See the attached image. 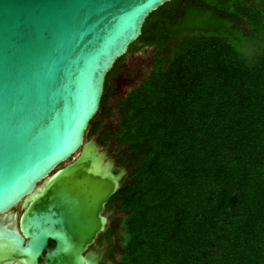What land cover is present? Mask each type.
I'll list each match as a JSON object with an SVG mask.
<instances>
[{
  "label": "trees",
  "instance_id": "1",
  "mask_svg": "<svg viewBox=\"0 0 264 264\" xmlns=\"http://www.w3.org/2000/svg\"><path fill=\"white\" fill-rule=\"evenodd\" d=\"M136 46L155 49L153 69L114 107ZM96 134L130 172L110 200L114 264H264V0L152 12L107 74Z\"/></svg>",
  "mask_w": 264,
  "mask_h": 264
},
{
  "label": "water",
  "instance_id": "2",
  "mask_svg": "<svg viewBox=\"0 0 264 264\" xmlns=\"http://www.w3.org/2000/svg\"><path fill=\"white\" fill-rule=\"evenodd\" d=\"M171 1L0 0V216L23 205L22 234L0 222V264L103 261L108 242L91 247L127 168L88 129L107 74Z\"/></svg>",
  "mask_w": 264,
  "mask_h": 264
},
{
  "label": "rangeland",
  "instance_id": "3",
  "mask_svg": "<svg viewBox=\"0 0 264 264\" xmlns=\"http://www.w3.org/2000/svg\"><path fill=\"white\" fill-rule=\"evenodd\" d=\"M137 46L135 49L131 50V52L125 57L123 62V66L125 67V71L116 79L115 81V94L112 98L111 105L114 107L117 105V100L125 97L130 91L135 89L137 86L142 84L144 80L150 75L153 65H154V58H155V49L154 48H145L142 50H137ZM106 121L105 123H107ZM120 119L117 114L110 119L109 123H112V126L119 125ZM88 135V133H87ZM99 135L96 134L93 137L97 139ZM89 137V136H88ZM110 149V147H108ZM106 151L110 153L111 157L115 156L114 150H109L104 148ZM73 160L70 159L67 163ZM123 214H117L114 218L115 222L118 223V231L116 237H114L115 244L117 247L121 246L120 242V235L122 233V223L120 219L122 218ZM120 253L117 254L116 258L119 259ZM114 264V263H108Z\"/></svg>",
  "mask_w": 264,
  "mask_h": 264
},
{
  "label": "flooded vegetation",
  "instance_id": "4",
  "mask_svg": "<svg viewBox=\"0 0 264 264\" xmlns=\"http://www.w3.org/2000/svg\"><path fill=\"white\" fill-rule=\"evenodd\" d=\"M123 73V72H122ZM121 73V74H122ZM120 74V75H121ZM120 75L118 77H120ZM118 77L116 79H118ZM116 81V80H115ZM93 137V136H92ZM90 138V137H89ZM95 138V137H94ZM97 142L99 143H103L102 140L100 139V137L98 136L96 139ZM104 145V144H103ZM104 148L109 149L107 146L104 145ZM110 150V149H109ZM110 154V153H109ZM113 159H115L116 161V167H124L123 165H121L120 162L117 161V159L114 157H111ZM127 168V167H126ZM130 175V172L128 171L127 168V173L126 175L123 177L121 183L128 179ZM23 213V205L18 204L14 209H12L11 211L2 214L0 216V222L2 221L5 225H8L11 229H16L19 233H21L20 230V219ZM105 213H107V217H108V227L106 229V231H104L97 239L96 241V245L91 247L92 250L96 251L98 250L102 245L104 241H107L109 244V251L106 253V255L104 256L103 261L100 264H108L111 263V255L112 253L115 255V258L117 256V253H114V250L117 245L115 244V240L114 237H116L117 235V231H118V223L115 222L114 218L117 216V207L116 206H111L110 202L107 204L106 209H105ZM22 234V233H21ZM118 236V235H117ZM54 246V243L50 241L49 247L52 248ZM117 259V258H116ZM113 263V262H112Z\"/></svg>",
  "mask_w": 264,
  "mask_h": 264
}]
</instances>
